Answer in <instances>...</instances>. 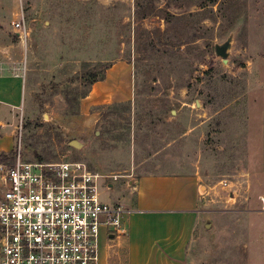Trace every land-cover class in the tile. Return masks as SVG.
Instances as JSON below:
<instances>
[{"label":"rangeland","instance_id":"374dc122","mask_svg":"<svg viewBox=\"0 0 264 264\" xmlns=\"http://www.w3.org/2000/svg\"><path fill=\"white\" fill-rule=\"evenodd\" d=\"M229 37L226 62L215 45ZM11 41L30 56L25 158L119 175L100 190L110 203L143 174L196 175L211 213L189 264H264V0H0V55ZM118 60L132 66L130 101L84 106ZM107 248V264H127Z\"/></svg>","mask_w":264,"mask_h":264},{"label":"built area","instance_id":"2783aa9c","mask_svg":"<svg viewBox=\"0 0 264 264\" xmlns=\"http://www.w3.org/2000/svg\"><path fill=\"white\" fill-rule=\"evenodd\" d=\"M14 26L21 38L28 36L24 15ZM20 122L11 162L0 163V264H103L110 235L126 234L135 212L101 198V188L112 186L108 179L119 175L102 174L81 160L25 158Z\"/></svg>","mask_w":264,"mask_h":264},{"label":"crops","instance_id":"0c3cea01","mask_svg":"<svg viewBox=\"0 0 264 264\" xmlns=\"http://www.w3.org/2000/svg\"><path fill=\"white\" fill-rule=\"evenodd\" d=\"M18 48L20 46L14 47L11 41L5 47L8 55H0V154L14 150L20 119L28 112L29 48L24 58L18 57ZM129 86L133 89L131 63L118 60L106 68L101 80L91 85L82 103L95 106L128 102L131 99ZM262 145L260 169L264 172V114ZM202 187L200 179L193 174L141 175L134 188L129 186L130 196L121 202L135 210L127 219V233L109 242L125 248L127 264H189V248L196 231L204 226L207 214L211 213L207 209L211 203L205 195L209 189L203 192ZM107 263L108 248L103 255V264Z\"/></svg>","mask_w":264,"mask_h":264},{"label":"water","instance_id":"95a60500","mask_svg":"<svg viewBox=\"0 0 264 264\" xmlns=\"http://www.w3.org/2000/svg\"><path fill=\"white\" fill-rule=\"evenodd\" d=\"M231 46H232V37H229L225 42L215 45L216 54L221 56L223 60L227 62L230 56ZM73 142L76 143V141ZM110 238H114V235L111 234Z\"/></svg>","mask_w":264,"mask_h":264},{"label":"trees","instance_id":"16d2710c","mask_svg":"<svg viewBox=\"0 0 264 264\" xmlns=\"http://www.w3.org/2000/svg\"><path fill=\"white\" fill-rule=\"evenodd\" d=\"M13 155V151L9 152V153H1L0 154V162L3 160H8L12 157Z\"/></svg>","mask_w":264,"mask_h":264}]
</instances>
